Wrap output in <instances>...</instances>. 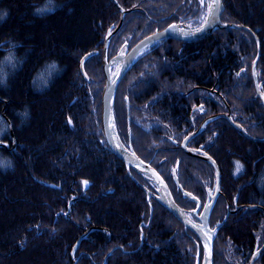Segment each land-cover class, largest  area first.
<instances>
[{
	"label": "trees",
	"instance_id": "obj_1",
	"mask_svg": "<svg viewBox=\"0 0 264 264\" xmlns=\"http://www.w3.org/2000/svg\"><path fill=\"white\" fill-rule=\"evenodd\" d=\"M222 2L227 26L196 41H159L135 59L139 69L117 86L114 117L124 121L129 149L189 208L195 201L186 193L204 202L215 171L176 144L207 116L229 113L230 120L207 121L187 145L220 170L222 196L209 216L216 264H243V241L250 255L264 232V0ZM44 3L0 0V12L8 13L0 23V70L8 78L0 87V153L15 162L14 170L0 171V264H194L196 236L154 201L155 185L108 148L101 92L107 36L106 60L120 38L133 44L175 21L198 26L203 4L56 0L54 10L37 14ZM117 3L125 13L113 32ZM258 47L259 92L251 70ZM13 55L15 67L6 59ZM25 105L26 121L18 115ZM227 202L241 207L226 213Z\"/></svg>",
	"mask_w": 264,
	"mask_h": 264
},
{
	"label": "water",
	"instance_id": "obj_2",
	"mask_svg": "<svg viewBox=\"0 0 264 264\" xmlns=\"http://www.w3.org/2000/svg\"><path fill=\"white\" fill-rule=\"evenodd\" d=\"M213 1V0H212ZM220 7L217 11H215L211 16L208 17V23L204 24V22L194 31L188 32L189 35H184L183 33L179 31V26L175 24H171L169 26H166L162 28L161 30H157L153 33H150L140 40H138L135 44H133L129 49L127 46V43L124 42L120 48L118 49V52L115 56L111 57L110 59H105V48L109 40V36L105 38L104 41V47H103V69L105 74V82L102 90V96H101V123H102V129L105 141L112 150V152L120 159L122 160L127 167H131L137 171L143 172L149 176L152 177L154 183L157 186V190L159 192V200L162 202V204L188 229H190L198 238L201 247H202V264H213V241H214V230L210 228L209 226V213L212 208V205L217 197V195L220 193V171L218 168L217 163L208 155L200 156L207 162H209L214 170L216 175V187L215 192L212 196H210L209 202H206V204H211L210 208L203 207V211L200 215L197 216L199 223L193 221L187 214L176 204L174 201L172 194L170 192V189L163 179L161 175L147 162L143 161L140 157H138L136 154L133 155V152L129 151L127 148H125L122 143H120L119 139L117 138L116 132H115V126H114V99L116 94L117 86L121 80V78L124 76V74L129 70L131 67L135 57L147 46L152 44L153 42L163 39V38H172L179 41H192L197 40L206 37L210 33H212L215 29L218 27H224L227 26L226 24L221 23V15L223 12V2L222 0H219ZM125 11H121L120 20L117 24L116 28L113 32H115L118 27L121 25V22L123 20ZM234 26V25H231ZM246 28V27H244ZM199 29V30H198ZM247 29V28H246ZM143 42V43H142ZM123 53V54H121ZM259 47L257 48V55L255 60L252 63L251 70L253 75V80L255 83L256 91L259 92V84L257 82V77L255 74V65L257 62V59L259 57ZM89 54H85L81 60H80V70L84 74L83 71V60L88 56ZM116 58L119 61V64L115 70L114 73L117 72L119 69V75H114V73H111L109 71V68L111 66L112 59ZM115 59V60H116ZM219 116L226 117L228 120H230V116L227 113H217L213 114L207 118H205L197 127L196 130L191 132L190 134L186 135L180 142V146L183 150L187 151L186 144L187 142L195 136L204 126V124L209 121L212 118H216ZM119 145V147H118ZM187 194V193H186ZM188 197L193 198V195H188ZM193 213H196V210L193 211ZM82 237V236H81ZM77 239L75 242L72 253L79 242L80 238ZM256 254V253H255ZM253 255V257L255 256ZM252 257V259H253Z\"/></svg>",
	"mask_w": 264,
	"mask_h": 264
},
{
	"label": "flooded vegetation",
	"instance_id": "obj_3",
	"mask_svg": "<svg viewBox=\"0 0 264 264\" xmlns=\"http://www.w3.org/2000/svg\"><path fill=\"white\" fill-rule=\"evenodd\" d=\"M201 1V0H200ZM204 6V5H203ZM205 13H206V5L204 6V11H203V13H202V21H201V23H199V25L198 26H196V27H193V26H188V25H186V24H183V22H177V21H175V22H170V23H167L166 25H168V24H175V25H177V26H179L181 29H183V30H185L186 32H192V31H194V30H196L203 22H204V17L206 16L205 15ZM166 25H164L163 27H161V28H157V29H155L154 31H157V30H161L162 28H164ZM154 31H152V32H150V33H153ZM149 33V34H150ZM148 35V34H147ZM146 36V35H145ZM144 37V36H143ZM142 37V38H143ZM141 39V38H140ZM139 39V40H140ZM162 40H168V38H163V39H159V40H157V41H155V42H153L152 44H150L149 46H147V47H145L136 57H135V59L142 53V52H144L145 50H147L149 47H151V46H153V45H156L159 41H162ZM138 41V40H137ZM178 42H187V41H179V40H177ZM127 43V42H126ZM133 44H128L127 43V46H128V49L132 46ZM117 50H118V48H117ZM118 52V51H117ZM117 52L115 51V53L111 56V57H113V56H115L116 54H117ZM135 59H134V61H135ZM134 61H133V63H134ZM133 63H132V65H131V67L133 66ZM118 64H119V62H118ZM117 65V64H116ZM116 68H117V66H116ZM120 83V82H119ZM117 90V89H116ZM115 113H116V109H115ZM222 113H228V112H222ZM214 114H217V113H214ZM229 114V113H228ZM211 115H213V114H211ZM211 115H209V116H211ZM208 116V117H209ZM205 119V118H204ZM203 119V120H204ZM213 119V118H212ZM117 120H120V121H118V124H119V122H120V124L123 126V125H125L124 124V121H122L121 120V118L120 119H117ZM202 120V121H203ZM211 120V119H210ZM201 123V122H200ZM120 124H119V126H120ZM199 126V125H198ZM197 126V127H198ZM197 129V128H196ZM196 129H194V130H196ZM121 130H122V134L121 135H124V139H123V141H122V143L125 145V147L127 148V149H129L130 147L128 146L129 144H128V141H129V139L127 138V134L124 132V129H123V127L121 128ZM193 130V131H194ZM120 131V130H119ZM192 131V132H193ZM191 133V132H190ZM189 133V134H190ZM188 135V134H187ZM194 137V136H193ZM181 142V141H180ZM180 142L178 143V144H176L177 145V147H179L180 149H181V146H180ZM196 151H194L193 153H195ZM140 157V156H139ZM211 157V156H210ZM143 161H145V162H147L149 165H151L155 170H156V168H155V166L153 165V164H151L149 161H147L146 159H144V158H142V157H140ZM213 159V158H212ZM214 160V159H213ZM212 166V165H211ZM213 167V166H212ZM214 169V168H213ZM157 171V170H156ZM215 171V170H214ZM158 172V171H157ZM140 174V173H139ZM141 175V174H140ZM143 176V175H142ZM216 176V175H215ZM145 177V176H144ZM145 178H147L148 180H150L151 181V183L153 184V185H155V187H156V184L154 183V181L152 180V179H149L148 177H145ZM176 178V177H175ZM177 179V178H176ZM177 182V181H176ZM220 185H221V176H220ZM179 186V185H178ZM180 187V186H179ZM215 187H216V180H215V186H214V189L211 191V194H210V190H208L207 191V194H206V199H205V201L203 202L202 200H200L199 198H197L196 196H194L193 194V197H195V199L194 198H190V197H188L187 196V194H186V196L188 197V198H190V199H193L194 201H195V205L193 206V207H189V208H182V207H180V204H178L177 203V201L175 200V198H174V196H173V199H174V201L176 202V204L181 208V209H183L184 211H185V213L187 214V216H189L193 221H195V222H197V223H199V220H198V218H197V216L198 215H200L201 213H202V211H203V207H204V205H205V203L206 202H209V200H210V196H212L213 195V193L215 192ZM157 188V187H156ZM219 190H220V188H219ZM219 196H222V192L220 191V193L217 195V197H216V199H215V201H214V203H213V205H212V208H213V206H214V204L216 203V200L218 199V197ZM150 197H151V194L150 193H148V195H147V201H149L150 200ZM154 197H156V194L154 195ZM238 208H239V206H237ZM233 208V209H230V203L229 202H227V204H226V210L228 211V212H230V211H236L238 208ZM240 207H241V205H240ZM212 208H211V210H212ZM193 209H195L196 210V213H193ZM211 210H210V212H211ZM151 211H152V209H151ZM173 215V214H172ZM174 216V215H173ZM209 216H210V213H209ZM175 217V216H174ZM176 218V217H175ZM176 220L183 226V227H185L177 218H176ZM208 222H209V220H208ZM209 226H210V228H212L213 230H214V234H215V228H213V227H211V225H210V223H209ZM187 230H189L190 232H192L190 229H188L187 227H185ZM161 232H162V230H161ZM193 233V232H192ZM195 235V234H194ZM196 236V235H195ZM215 237V236H214ZM197 238V237H196ZM196 246H197V248L199 249V253L196 255V258H195V263L194 264H202V260H203V258H202V247H201V244H200V242H199V240H198V238H197V243H196ZM247 248V244H246V242H244L243 241V264H264V232H263V230H259V232L256 234V240H255V242L253 243V247L251 248V250H252V252L250 253V255H247L248 254V250L246 249ZM256 253V254H255ZM255 254V256L253 257V255ZM252 257H253V259H252ZM219 261V258H214L213 257V264H216V262H218Z\"/></svg>",
	"mask_w": 264,
	"mask_h": 264
},
{
	"label": "clouds",
	"instance_id": "obj_4",
	"mask_svg": "<svg viewBox=\"0 0 264 264\" xmlns=\"http://www.w3.org/2000/svg\"><path fill=\"white\" fill-rule=\"evenodd\" d=\"M55 7H57L56 0H45V3L41 7H38L36 9V12H37V14H39L40 11H38V10H40L42 8H47V9L50 8L51 10H54ZM7 16H8L7 11L0 12V23L4 22L7 19ZM6 59H8L10 62H12L13 67H15L14 55L6 57ZM50 63H51V66L53 68H55L57 66L55 61H52ZM45 83L47 84L48 81H46ZM7 86H8L7 75L2 70H0V87H7ZM18 115L23 120L26 121V120L30 119L31 110L27 105H25L24 108L18 112ZM14 168H15L14 160L10 156H6L3 153H0V171L14 170Z\"/></svg>",
	"mask_w": 264,
	"mask_h": 264
},
{
	"label": "rangeland",
	"instance_id": "obj_5",
	"mask_svg": "<svg viewBox=\"0 0 264 264\" xmlns=\"http://www.w3.org/2000/svg\"><path fill=\"white\" fill-rule=\"evenodd\" d=\"M213 1L212 0H201V3L205 6L206 5V13H205V15L208 13V8H207V5L209 4V3H212ZM203 6V7H204ZM117 7L120 9V15H121V11L123 10V11H125L118 3H117ZM202 18V17H201ZM222 23V22H221ZM223 24V23H222ZM170 24H168V25H166V26H169ZM165 26V27H166ZM231 26V25H230ZM234 26H236L237 28H239V27H241L240 25H234ZM120 27V26H119ZM119 27H118V29H119ZM218 28H220V27H218ZM117 29V30H118ZM116 30V31H117ZM115 31V32H116ZM179 31H181V32H186L185 30H183V29H181L180 27H179ZM155 32V31H154ZM121 39L122 38H120V40H118L119 42H118V49L120 48V46L124 43H121L122 41H121ZM201 39H203V38H201ZM168 40H171V41H177L176 39H172V38H168ZM197 40H200V39H197ZM192 41H196V40H192ZM137 42V41H136ZM136 42H134L133 44H135ZM188 42V41H187ZM118 50H116V52H117ZM115 53V52H114ZM116 58H114V59H112V61H111V66H110V68H109V71L111 72V73H114L115 72V70H116V66H118V60L116 59ZM115 61V62H114ZM117 64V65H116ZM102 69H103V65H102ZM139 69V66L138 67H130L129 68V70L124 74V76H126V74L127 73H134L135 71H137ZM103 73H104V69H103ZM131 73V74H132ZM124 76L122 77V78H124ZM122 78H121V80H122ZM126 79H128V78H126ZM120 80V81H121ZM104 81H105V74H104ZM128 81V80H127ZM127 81H124L123 82V84H125ZM104 86V85H103ZM103 90V89H102ZM120 91L121 90H119V93H120ZM118 93V94H119ZM117 94V93H116ZM115 94V95H116ZM101 96H102V92H101ZM117 96V100H116V103L119 101L120 102V98H121V94H119V95H116ZM117 110V109H116ZM118 112V111H117ZM119 113V112H118ZM222 113V112H221ZM228 114V113H227ZM230 116V115H229ZM119 117H121V114H120V116ZM208 117V116H207ZM206 117V118H207ZM220 117V116H219ZM223 117V116H222ZM226 118V117H225ZM118 119V118H117ZM115 117H114V120H115V124H116V127H115V130H117V132H116V135H117V138L119 139V141L120 140H122L123 141V139H124V135H121L122 134V130H121V128L123 127L121 124H120V122H119V124H120V126H119V124H118V121H120V120H117ZM202 122V121H201ZM102 124V123H101ZM120 130V131H119ZM102 131H103V129H102ZM103 137H104V134H103ZM123 138V139H122ZM104 140H105V138H104ZM106 142V141H105ZM186 148H187V150H188V152L187 151H185V150H183L182 148H181V150L183 151V152H185V153H187V154H193V155H197V154H199V156H205V154H201L200 152L199 153H193L194 152V150L191 148V147H189L187 144H186ZM207 155V154H206ZM198 156V155H197ZM209 156V155H208ZM125 164V163H124ZM220 171V170H219ZM138 173V172H137ZM139 173H141V175L142 174H144V173H142V172H139ZM131 176V175H130ZM148 176V175H147ZM147 176H145V177H147ZM144 177V178H145ZM150 177V176H149ZM148 177V178H149ZM133 178H134V176H133ZM135 179V178H134ZM149 179H151V178H149ZM164 179V178H163ZM165 180V179H164ZM166 182V181H165ZM167 183V182H166ZM168 185V184H167ZM169 187V186H168ZM170 189V188H169ZM172 192V191H171ZM240 207V206H239ZM236 208V207H235ZM230 209H233V208H231L230 207ZM183 210V209H182ZM184 211V210H183ZM185 212V211H184ZM233 211H230V212H228L227 210H226V213H232ZM148 215H149V217H148V222H149V220H150V217L152 216V211H151V209H150V211L148 212ZM209 220V219H208ZM147 222V223H148ZM211 225V227H213V228H215V224H210ZM194 234V233H193Z\"/></svg>",
	"mask_w": 264,
	"mask_h": 264
},
{
	"label": "snow or ice",
	"instance_id": "obj_6",
	"mask_svg": "<svg viewBox=\"0 0 264 264\" xmlns=\"http://www.w3.org/2000/svg\"><path fill=\"white\" fill-rule=\"evenodd\" d=\"M219 7H220V4H219V0H213V2L212 3H209L208 5H207V8H208V13L206 14V16L204 17V24H207L208 23V17L209 16H211L215 11H217L218 9H219ZM47 10H51L50 8L49 9H47ZM38 11H40V12H43V11H45V9H40V10H38ZM199 30V29H198ZM110 34V33H109ZM184 35H189L190 33H188V32H185V33H183ZM143 43V42H142ZM121 54H123V53H121ZM52 67V66H51ZM114 75H119V69L117 70V72L116 73H114ZM202 110V109H201ZM3 130L2 129H0V132H2ZM118 147H119V145H118ZM133 155H135V153H133ZM240 165H239V163H237V171H239V169H240ZM88 181H83V184L85 185V186H87L88 185ZM188 195H192L191 193H187ZM210 194H211V190H210ZM194 199H195V197H193ZM204 207L205 208H210L211 207V204H206V205H204ZM193 211H195V209H193Z\"/></svg>",
	"mask_w": 264,
	"mask_h": 264
},
{
	"label": "bare ground",
	"instance_id": "obj_7",
	"mask_svg": "<svg viewBox=\"0 0 264 264\" xmlns=\"http://www.w3.org/2000/svg\"><path fill=\"white\" fill-rule=\"evenodd\" d=\"M115 62V61H114ZM105 82V81H104ZM114 126L116 127V124H115V120H114ZM115 132H117V130H115ZM120 143H122V140H120ZM107 144V143H106ZM122 145H124L123 143H122ZM108 146V145H107ZM125 146V145H124ZM109 149H110V147H108ZM126 148V147H125ZM129 151H131V152H133L132 150H130V149H128ZM110 151L112 152V150L110 149ZM113 153V152H112ZM133 153H135V152H133ZM114 154V153H113ZM136 154V153H135ZM115 155V154H114ZM137 155V154H136ZM138 157H139V155H137ZM122 161V160H121ZM123 162V161H122ZM124 163V162H123ZM126 166V165H125ZM126 168L127 169H132V170H134V171H136V172H140V171H137V170H135V169H133V168H131V167H127L126 166ZM143 173V172H142ZM159 173V172H158ZM141 174V173H140ZM160 174V173H159ZM143 176H147V174H142ZM147 177H149V175L147 176ZM162 177V176H161ZM149 178H151L152 179V177L150 176ZM174 179H175V181H177V179L175 178V176H174ZM153 180V179H152ZM157 187V186H156ZM170 192H171V190H170ZM172 194V193H171ZM159 197H160V195H159V192H158V190H157V193H156V197H154V201H157V202H159L160 204H162V202L159 200ZM172 197H173V195H172ZM148 200V199H147ZM163 205V204H162ZM167 209V208H166ZM78 244V243H77Z\"/></svg>",
	"mask_w": 264,
	"mask_h": 264
}]
</instances>
